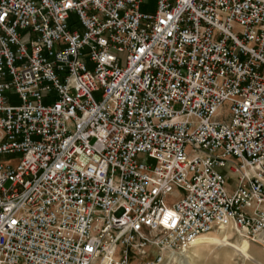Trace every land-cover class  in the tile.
<instances>
[{
	"label": "built area",
	"instance_id": "built-area-1",
	"mask_svg": "<svg viewBox=\"0 0 264 264\" xmlns=\"http://www.w3.org/2000/svg\"><path fill=\"white\" fill-rule=\"evenodd\" d=\"M142 4L0 0V264L264 247V0Z\"/></svg>",
	"mask_w": 264,
	"mask_h": 264
},
{
	"label": "rangeland",
	"instance_id": "rangeland-1",
	"mask_svg": "<svg viewBox=\"0 0 264 264\" xmlns=\"http://www.w3.org/2000/svg\"><path fill=\"white\" fill-rule=\"evenodd\" d=\"M156 1L157 0H143V4L141 7L142 11L154 12L156 9ZM78 21H79L78 16L75 13H72L73 25L77 26ZM12 102L13 103H20V101L17 98L13 99ZM226 110H227V106H224L222 108L220 114L226 113ZM138 159H139V161L145 162V163H151L152 162V160L147 158V156L144 154L139 155ZM227 182L233 187L236 183V180H235V178H231V179L228 178ZM225 231H226V229L222 232L213 231L211 233L213 234L214 237H216V239H218L220 241V244L217 247V249L219 251L222 249L231 248V250L234 253L233 254L234 255V257H233L234 258V264H250V263L264 264V261L256 259L255 256L253 255V253L251 252V243H254V242L241 241V239L232 232H231L229 239L223 238L222 235H223V233H225ZM260 241L264 242V238H262ZM204 245H206V244H204ZM257 245L264 248L263 246H261L259 244H257ZM192 247L193 246H190L188 249H191ZM156 251L157 250L155 247L149 246L148 251H147V255L146 256H139L140 264H146L145 260L151 261L153 256L155 255ZM186 254H188V253H186ZM176 256L172 260H169L168 262L166 261L163 264H204V263L205 264H214V262H215V259L211 254L207 255V256L194 257L193 260L186 258L185 255H183V257H182L181 253H178ZM258 258L263 259L264 257L262 256V254H258Z\"/></svg>",
	"mask_w": 264,
	"mask_h": 264
},
{
	"label": "bare ground",
	"instance_id": "bare-ground-1",
	"mask_svg": "<svg viewBox=\"0 0 264 264\" xmlns=\"http://www.w3.org/2000/svg\"><path fill=\"white\" fill-rule=\"evenodd\" d=\"M231 232L232 231L227 228L225 233H223V235H222L223 238L229 239ZM211 235H213V234L209 233L207 235H205V234L200 235V236H198L199 237L198 240H196L198 238V237H196V239L193 242H191L188 246L181 248L179 250H176L174 252H171L170 255L168 256L167 262L169 260H172L173 258H175V256L178 253H181L182 257H183V255H185L186 258H188L190 260L191 259L193 260L194 257H198V256H207V254H206L207 249L212 248L211 255L215 259L214 264H234V258H233L234 253H233V251L229 248L222 249L219 251L217 249V247L220 244V241L218 239H216V237H214V236H212V238H210ZM262 238H264V237L261 236L259 238V240H261ZM241 241H248V240L247 239H241ZM204 244H206V245H204ZM190 246H193V247L191 249H188ZM222 251H223V255H220L222 253ZM186 253H188V254H186Z\"/></svg>",
	"mask_w": 264,
	"mask_h": 264
},
{
	"label": "crops",
	"instance_id": "crops-1",
	"mask_svg": "<svg viewBox=\"0 0 264 264\" xmlns=\"http://www.w3.org/2000/svg\"><path fill=\"white\" fill-rule=\"evenodd\" d=\"M205 235H207V234H205ZM212 236L213 235H211L210 238H212ZM198 239H199V237L196 240H198ZM254 243H251V252L253 253V255L255 256L256 259L264 261V258L263 259L258 258V254H262V256L264 257V248L258 246L256 243L255 244ZM229 249H231V248H229ZM211 251H212V248L207 249L206 254L210 255ZM220 255H223V251ZM250 264H254V263H250Z\"/></svg>",
	"mask_w": 264,
	"mask_h": 264
}]
</instances>
